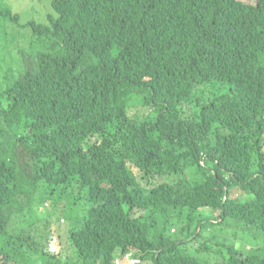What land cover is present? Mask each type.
<instances>
[{"label":"trees","instance_id":"trees-1","mask_svg":"<svg viewBox=\"0 0 264 264\" xmlns=\"http://www.w3.org/2000/svg\"><path fill=\"white\" fill-rule=\"evenodd\" d=\"M50 6L46 24H24L43 51L1 109L0 264L44 219L58 251L38 234L29 264H114L125 251L140 264H264L220 241L236 238L228 227L264 237V0ZM52 198L66 205V242ZM211 238L228 258L208 260Z\"/></svg>","mask_w":264,"mask_h":264},{"label":"rangeland","instance_id":"rangeland-1","mask_svg":"<svg viewBox=\"0 0 264 264\" xmlns=\"http://www.w3.org/2000/svg\"><path fill=\"white\" fill-rule=\"evenodd\" d=\"M242 1L254 4L256 0ZM50 2L51 0H0V10L9 9L12 14H15L17 16L15 21H11L7 17L0 15V149L6 142L3 130V127L5 126L2 122L1 116V109H6L8 105V93L6 92V88L12 80L17 79L21 75V73L29 67L30 62L34 61L35 56L38 54V52L43 51L42 45L38 43V41H34V43H32L33 36L31 28L25 26L24 24L30 22L34 24H46L48 22V15H53ZM4 67L12 69V77L6 76L4 73H2V69ZM132 170L135 174H138V171L136 169L133 168ZM160 180V177H157L155 179L156 182ZM249 197L251 198L252 195L249 194ZM51 201V220L55 228L59 230L57 239L60 242H66V238L63 234V231L67 230L69 227V222L65 217V214H67V212L64 213L63 210V207L66 205L63 204L62 208H58L56 206L58 200L52 198ZM68 205H70L72 209L79 212L81 207H83L80 203V200L74 199H71V203ZM135 213L139 214L140 211H137ZM38 214L40 216H45L46 208L39 210ZM58 216H60L62 219L65 218L66 220L58 222ZM19 226L20 225L18 222H13L10 225V232L8 233H12L15 229L19 228ZM172 229L173 231L175 230L174 227ZM229 229L235 230L236 238L232 236L227 237L225 236V234H222L223 237L220 238V241H222V239L224 238L225 242H231L244 254H257L264 257V237L247 238L246 236L252 234L244 232L240 228H238L237 233L236 227H228L227 230ZM41 233L48 234L49 238L47 242H43V244H45L52 253L56 254L58 251V246L55 241L54 228L51 225L50 221L44 219L38 222L32 229H30V231L19 233V238H13V240L15 241V245L18 248L11 250L10 254L12 255V260L10 262H7L6 264L31 263L38 251L31 248L30 245H32L33 240L38 241V234ZM6 241V236H0V246H4L5 250L8 252ZM220 241L217 238H211L206 243L213 249L222 250L224 252L222 246L218 245ZM16 249L18 254L15 252ZM20 253L22 254V256ZM224 255L226 256L227 253L224 252ZM210 257H213L215 261L223 260L221 254H215L212 251L208 253V260ZM198 258L204 260L201 256H198ZM40 261L39 264H41ZM221 263L222 262H219L217 264Z\"/></svg>","mask_w":264,"mask_h":264},{"label":"built area","instance_id":"built-area-1","mask_svg":"<svg viewBox=\"0 0 264 264\" xmlns=\"http://www.w3.org/2000/svg\"><path fill=\"white\" fill-rule=\"evenodd\" d=\"M114 264H140L141 259L132 251L118 252L113 258Z\"/></svg>","mask_w":264,"mask_h":264},{"label":"clouds","instance_id":"clouds-1","mask_svg":"<svg viewBox=\"0 0 264 264\" xmlns=\"http://www.w3.org/2000/svg\"><path fill=\"white\" fill-rule=\"evenodd\" d=\"M7 11H8V13L11 15V16H13V17H17L15 14H12L11 13V11L9 10V9H7ZM136 179H137V181L138 182H140L141 184H144V180L143 179H141L140 177H136ZM125 209H126V207H124ZM139 211H140V215L141 214H143V210L142 209H139ZM172 231H173V229H172ZM221 246V245H220ZM214 251L217 253V254H221L222 255V257H226V258H228V256H229V254H227L226 256L224 255V252L222 251V250H216V249H214Z\"/></svg>","mask_w":264,"mask_h":264}]
</instances>
